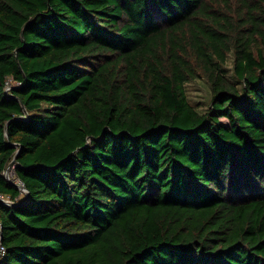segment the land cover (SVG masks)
Listing matches in <instances>:
<instances>
[{
	"label": "trees",
	"instance_id": "16d2710c",
	"mask_svg": "<svg viewBox=\"0 0 264 264\" xmlns=\"http://www.w3.org/2000/svg\"><path fill=\"white\" fill-rule=\"evenodd\" d=\"M0 196V264H264V0H0Z\"/></svg>",
	"mask_w": 264,
	"mask_h": 264
},
{
	"label": "rangeland",
	"instance_id": "374dc122",
	"mask_svg": "<svg viewBox=\"0 0 264 264\" xmlns=\"http://www.w3.org/2000/svg\"><path fill=\"white\" fill-rule=\"evenodd\" d=\"M223 73L227 76V78L232 81L236 82L233 76V57L232 55L229 56V59L225 65L221 67ZM187 95L190 103L198 109L201 113H205L208 111V107L211 101V88L208 81L205 78H197L196 80L189 82L186 86ZM223 123H227V120H221ZM6 176L11 180L15 179L14 176V167L10 168L9 171L6 173ZM17 184L21 185L17 180ZM22 186V185H21ZM24 195L26 193L23 191ZM10 201L9 199H7ZM0 202H3L2 200ZM10 201V205H11Z\"/></svg>",
	"mask_w": 264,
	"mask_h": 264
},
{
	"label": "built area",
	"instance_id": "2783aa9c",
	"mask_svg": "<svg viewBox=\"0 0 264 264\" xmlns=\"http://www.w3.org/2000/svg\"><path fill=\"white\" fill-rule=\"evenodd\" d=\"M14 86V83L12 82V80H9L7 83V92H11L12 88ZM3 201L5 204L9 205L10 201L7 200V198L0 196V201ZM1 229H2V224L0 221V233H1ZM5 253V249L4 247L0 244V258L4 255Z\"/></svg>",
	"mask_w": 264,
	"mask_h": 264
},
{
	"label": "water",
	"instance_id": "95a60500",
	"mask_svg": "<svg viewBox=\"0 0 264 264\" xmlns=\"http://www.w3.org/2000/svg\"><path fill=\"white\" fill-rule=\"evenodd\" d=\"M15 163H16V158L13 159V161L11 162V164L8 166L7 172L9 171L10 168H12L14 166ZM6 178L8 180H10L7 176H6ZM14 185L17 186L21 191H24L26 193L27 197H29V192H28V190L25 187H23L21 185H18L17 183H14Z\"/></svg>",
	"mask_w": 264,
	"mask_h": 264
}]
</instances>
